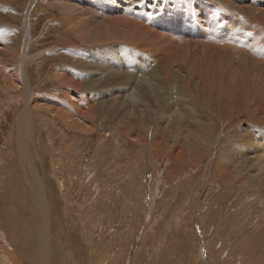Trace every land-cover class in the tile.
Segmentation results:
<instances>
[{"label":"rangeland","instance_id":"rangeland-1","mask_svg":"<svg viewBox=\"0 0 264 264\" xmlns=\"http://www.w3.org/2000/svg\"><path fill=\"white\" fill-rule=\"evenodd\" d=\"M73 1L0 0V264H264V0Z\"/></svg>","mask_w":264,"mask_h":264},{"label":"bare ground","instance_id":"bare-ground-1","mask_svg":"<svg viewBox=\"0 0 264 264\" xmlns=\"http://www.w3.org/2000/svg\"><path fill=\"white\" fill-rule=\"evenodd\" d=\"M75 1V2H74ZM73 2H74V5H76V8H77V4H75V3H78V2H80L79 0H74ZM57 2V1H56ZM64 5V4H63ZM200 5H204V4H201V2H200V4H197V9H194V10H192L196 15H198V16H194V18L191 20V19H187V20H185V21H188L187 23H181L180 21H184L183 19H181V17L180 18H177L176 20H177V22H175V24H176V27H182V28H189V29H191V30H195V29H197L198 31H200V32H204V33H208V34H211V35H217V37L219 36L218 35V32L216 31L214 34H213V32H214V29H212V31H211V29L210 28H207L206 29V27H207V25H206V21H205V19H203V18H201V15L198 13L199 12V6ZM67 6V5H66ZM70 7H74L73 5L72 6H70ZM70 7H68V8H70ZM75 8V7H74ZM67 9V8H66ZM259 9V8H258ZM69 10V9H68ZM78 10V9H77ZM262 10V9H261ZM62 11V10H61ZM70 12V11H69ZM72 12V11H71ZM77 12V11H76ZM79 12H80V10H79ZM264 12V11H263ZM75 13V12H74ZM259 13H260V11H259ZM77 14V13H76ZM227 16H228V14H226ZM260 16H261V13L259 14ZM80 17V16H79ZM158 18H159V20H162L163 19V17L162 16H157ZM262 17V16H261ZM260 17V18H261ZM263 18V17H262ZM81 19V18H80ZM84 19H87L86 17L84 18ZM82 20H83V18H82ZM97 20V19H96ZM96 20H94V21H96ZM112 20H117V19H112ZM111 20V21H112ZM99 21V20H98ZM121 21H127V20H125V19H122ZM129 21V20H128ZM171 21H173V20H171ZM83 23H84V25H85V23L86 24H88V25H90L89 23H88V20L87 21H82ZM97 22V21H96ZM95 23V22H94ZM101 23V22H100ZM137 23V22H136ZM135 23V24H136ZM138 24V23H137ZM94 25H97L96 23L94 24ZM122 26L124 25V24H121ZM140 25V24H139ZM196 25V26H195ZM80 26V25H79ZM118 26V25H117ZM120 26V25H119ZM133 26V25H132ZM83 27V26H82ZM111 27H114L112 24H110L109 23V25H108V28H111ZM134 27V26H133ZM138 27V26H137ZM145 27V26H144ZM232 27V26H231ZM78 28H80V27H78ZM85 28V27H84ZM94 28V27H93ZM135 28V27H134ZM133 28V29H134ZM142 28H143V26H142ZM146 28V27H145ZM144 28V29H145ZM230 28V27H229ZM87 29V28H86ZM97 29H99V28H97ZM132 29V30H133ZM230 29H232V28H230ZM78 30V29H77ZM80 30V29H79ZM90 30V29H89ZM109 30V29H108ZM129 30H130V28H126V26L125 27H122V28H115V33L116 34H118L119 33V31H122V32H126V34H120V36L123 38V37H125V36H129V35H131V34H129ZM142 30V29H141ZM106 31H107V28H106ZM110 31V30H109ZM143 31V33H144V30H142ZM184 31H187L186 29L184 30ZM225 31H227L228 32V30L227 29H224L222 32H221V36L223 37V38H225V36H223V34H224V32ZM87 32V31H86ZM148 32V31H147ZM180 33L181 32H179V35H180ZM229 33H230V31H229ZM146 34V33H145ZM144 34H142V36H143ZM156 35V34H155ZM135 36V35H134ZM139 36V35H138ZM138 36H136V37H138ZM148 36V35H147ZM93 37L96 39V41L98 40V41H104V40H106L107 39V36L106 35H103V36H97V34L95 33L94 35H93ZM111 37V36H110ZM129 37H132V36H129ZM140 37V36H139ZM102 38V39H101ZM109 38V37H108ZM140 38H142V37H140ZM139 38V39H140ZM118 39V38H117ZM134 39V38H133ZM138 39V40H139ZM161 39V38H160ZM164 39V38H163ZM166 39V38H165ZM125 40V39H124ZM128 40H130V39H128ZM135 40H137V39H135ZM143 39H141V41H142ZM152 40V39H151ZM157 40V39H156ZM207 40V39H206ZM122 41H123V39H122ZM122 41H120V42H122ZM140 41V40H139ZM92 42H93V40H92ZM112 42V41H111ZM142 42H146V41H142ZM154 42V41H153ZM115 43V42H114ZM148 43V42H147ZM134 44V43H133ZM137 44V43H136ZM247 44L248 45H250L251 47H254V45H253V43H251L250 41H248L247 42ZM113 45V44H112ZM162 45V44H161ZM246 45V44H245ZM167 46V45H166ZM247 46V45H246ZM164 47V46H163ZM248 47V46H247ZM246 47V48H247ZM5 48V47H4ZM166 48V47H165ZM186 47H184V49H185ZM224 48H226V47H224ZM249 48V47H248ZM173 50H175V49H173ZM201 50V49H200ZM204 50V51H203ZM203 50H201V52H200V54H198V55H196V57H195V59H194V63H195V67H193L194 69L192 70V72H191V74H190V77L191 78H195V76H198L197 75V73L198 72H200V74H201V70H200V68H199V66H198V64H200L201 62H199L200 61V59H201V57L205 54L207 57L208 56H210L212 53H219L218 51H216V50H212L211 48H210V50H206V49H203ZM165 51V50H164ZM249 51V49H247V52ZM170 52V51H169ZM168 52V53H169ZM173 52V51H172ZM192 52V51H191ZM196 52V51H195ZM229 52H231V51H229L228 50V53ZM235 52V51H234ZM264 52V51H263ZM171 54V53H170ZM220 54V53H219ZM233 54V53H232ZM232 54H228L229 56H231V57H233V55ZM163 55V54H162ZM168 55V54H167ZM172 55H174V53L172 54ZM177 55V54H176ZM222 55V54H221ZM239 56H241L240 54H238ZM237 55V56H238ZM121 56V55H120ZM222 56H224V55H222ZM165 57V56H164ZM168 57V56H167ZM174 57H175V55H174ZM244 57V56H243ZM242 57V60L244 59ZM225 58H228L227 57V55H225ZM152 59H153V57H152ZM172 59V58H171ZM180 59V58H179ZM191 59V58H190ZM239 59V63H240V58H238ZM252 59H254V58H252ZM7 60V59H6ZM241 60V61H242ZM98 61V60H97ZM146 61V60H145ZM159 61V60H158ZM158 61L156 62V60L154 61L153 60V62L155 63H158ZM205 61V60H204ZM236 61H237V59H236ZM207 63L208 62H210V64L209 65H211V64H214V66L217 68V66H219V63L218 62H216L217 63V65H216V63H213V61L210 59V60H208V61H206ZM205 62V63H206ZM148 63V62H147ZM154 63H152V65L154 64ZM187 63V62H186ZM260 63H261V61H260ZM110 64V63H109ZM179 64V63H178ZM142 65V64H141ZM147 65V68H148V64H146ZM151 65V62L149 63V66ZM158 65H159V63H158ZM0 66H2V67H0V68H2V69H0V71L1 70H3V65H2V63L0 62ZM112 66V65H111ZM121 65H118V69L116 68L115 69V67H112L111 68V70L114 72V73H116V74H118V76H119V74H125L129 69H130V66H129V68L127 69V70H124V71H122L121 69V67H120ZM192 66V65H191ZM146 67V66H145ZM154 67H156V65L154 66ZM177 67H178V65H177ZM147 68H145V69H147ZM151 68V67H150ZM262 68H264V67H262ZM99 69V68H98ZM104 69V68H103ZM106 70H107V72H108V70L110 69V66L108 65L107 66V68H105ZM152 69V68H151ZM182 69V68H181ZM142 70V69H141ZM149 71H150V69H148ZM154 70V69H153ZM263 70V69H262ZM5 71V70H4ZM179 71V70H178ZM61 72V71H60ZM64 72V71H63ZM263 72V71H262ZM10 73V72H9ZM73 73V72H72ZM132 73V72H131ZM136 73V72H135ZM147 73V72H146ZM146 73H145V75H146ZM153 73V72H152ZM183 73V72H182ZM129 74V73H128ZM138 74V73H137ZM141 74V73H140ZM179 74V73H178ZM56 75H57V73H56ZM61 75H62V73H61ZM63 75H64V73H63ZM68 75V74H67ZM74 75H76V74H74ZM130 75V74H129ZM142 75V74H141ZM144 75V76H145ZM148 75V74H147ZM145 76L144 77V79H148L147 77L148 76ZM183 75V74H182ZM217 75V74H216ZM10 76V75H9ZM15 76H16V78H18L19 80H20V76H19V73L18 74H15ZM57 76H59V75H57ZM66 76V75H65ZM116 76V75H115ZM114 76V77H115ZM122 76V75H121ZM222 76V75H221ZM236 75H234V77H235ZM239 76V75H238ZM237 76V77H238ZM64 77V76H63ZM67 77V76H66ZM70 77V76H69ZM75 77H77V76H75ZM75 77L72 79V81L70 80L69 81V83L70 84H72V85H74V83H73V81L75 80ZM161 77H163V76H161ZM241 77V76H240ZM78 78V77H77ZM112 78V77H111ZM160 78V77H159ZM13 79H14V77H13ZM71 79V78H70ZM117 79V82H119L118 80H120V82L121 81H123V80H125V82H126V86L124 87V89L126 90V89H130V88H132L133 87V85H135V83H136V79L134 78V75H130V76H125L124 75V78L122 77V78H116ZM235 79V78H234ZM15 81H16V79H14ZM79 80V79H78ZM153 80V79H152ZM236 80V79H235ZM81 81V80H80ZM148 81V80H147ZM146 81V82H147ZM233 81V80H232ZM98 82V81H97ZM102 82V81H101ZM106 82V81H105ZM140 82V81H139ZM155 82H156V80H155ZM190 82V81H189ZM239 82V81H238ZM17 84H18V86H19V83L18 82H16ZM99 83V82H98ZM141 83V82H140ZM148 83V82H147ZM235 83H236V81H235ZM10 84V83H9ZM109 84V83H108ZM137 84V83H136ZM188 84V83H187ZM191 84V83H190ZM193 84V83H192ZM228 84H229V82H228ZM239 84V83H238ZM154 85H155V83H154ZM108 86H110V85H108ZM227 86V85H226ZM259 86V88H261V89H263L264 88V86H261V85H258ZM69 88H72V86L71 85H69L68 86ZM151 87V86H150ZM169 87V86H168ZM171 87V86H170ZM240 87V86H239ZM16 88V87H15ZM154 88V87H153ZM226 88V87H225ZM242 88V87H241ZM146 89V88H145ZM144 89V90H145ZM28 91H30L28 94H27V96H28V99L30 100V102L32 101V102H36V101H38L39 99H41L42 97H38V96H36V97H34V95H33V92H32V90L31 89H28ZM28 91H26V92H28ZM106 91V90H105ZM136 91V90H135ZM146 91V90H145ZM149 91V90H148ZM152 91V90H151ZM150 91V92H151ZM157 91V90H156ZM155 91V92H156ZM169 91V90H168ZM173 91V90H172ZM176 91V90H175ZM220 91V90H219ZM108 92V91H107ZM112 92V91H111ZM110 92V93H111ZM132 92H133V88H132ZM139 92V91H138ZM153 92H154V90H153ZM159 92V91H158ZM231 92V91H230ZM264 92V91H263ZM68 93V95H69V92H67ZM67 93H66V95H67ZM250 93V92H249ZM112 94V96H110L111 98H109V97H107V102H109V101H111V103H110V105H108L109 107L111 106H116V105H118V99H119V97H120V95H119V97H118V95L117 94H120V93H111ZM134 94V93H133ZM156 94V93H155ZM154 94V95H155ZM221 94H222V92H221ZM227 94V93H226ZM226 94H223V95H226ZM234 94V93H233ZM253 94V93H252ZM67 95V96H68ZM128 95H130V94H128ZM158 95V94H157ZM227 95H229V94H227ZM77 96V95H76ZM75 95H74V98H77ZM126 96V95H125ZM133 95L131 94V97H132ZM141 96V95H140ZM156 96V95H155ZM160 96V95H159ZM158 96V97H159ZM175 96V95H174ZM173 96V97H174ZM178 96V95H177ZM220 96V95H219ZM231 96H232V92H231ZM127 97V96H126ZM130 97V96H129ZM137 97V96H136ZM149 97V96H148ZM236 97V96H235ZM74 98H72V100L74 101ZM105 98V97H104ZM145 98V97H144ZM160 98V97H159ZM226 98V97H225ZM252 98V97H251ZM56 99V100H55ZM137 99V98H136ZM153 99H155V98H153ZM171 99V98H170ZM42 100H44V99H41V100H39V101H42ZM46 100V99H45ZM52 100V99H51ZM51 100H48L47 99V101L49 102V103H52L53 105H51L52 107L50 108V112L52 113L53 111H56L57 110V116L58 117H62V118H64L63 120L64 121H67V120H71V122H73V124H77V122H79L78 120H79V118H77L76 116H74L73 115V113L71 114V113H67V112H65V111H63V109H60V107H59V101H58V99L57 98H53V100L51 101ZM123 100H124V97H123ZM129 100H130V98H129ZM128 100V101H129ZM132 100V99H131ZM138 100V99H137ZM147 100H148V98H147ZM147 100H145V102L147 101ZM156 100H157V98H156ZM172 100V99H171ZM225 100V99H224ZM226 100H227V98H226ZM236 100V99H235ZM139 101V100H138ZM45 102V101H44ZM92 102H93V100H92ZM220 102V101H219ZM83 103V102H82ZM37 104H38V102H37ZM43 104H47V105H49L48 103H43ZM74 104H77V102L76 101H74ZM85 104V103H84ZM88 104H90V103H88ZM94 104H96V103H94ZM108 104V103H107ZM127 104V103H126ZM40 105H42L41 103H40ZM40 105H37V106H40ZM124 105V104H123ZM163 105V104H162ZM175 105H176V103H175ZM222 105V104H221ZM83 106V105H82ZM142 106H144V104L142 105ZM170 106V105H169ZM168 106V107H169ZM177 106V105H176ZM35 107V106H34ZM46 107V106H45ZM87 107V106H86ZM135 107H136V105H135ZM173 107V105L170 107V108H172ZM48 107H46V109H47ZM93 108V107H92ZM128 108V107H127ZM148 108V107H147ZM166 107H164V109H165ZM181 108H182V106H181ZM94 109V108H93ZM112 110V109H111ZM117 110V109H116ZM169 110V109H168ZM171 110V109H170ZM169 110V111H170ZM181 110V109H180ZM179 110V111H180ZM76 111H77V109H76ZM87 111V110H86ZM128 111H132V110H128ZM132 112H134V111H132ZM187 112V111H186ZM186 112H183V113H186ZM196 112V111H195ZM54 114H56L55 112H53ZM110 113V112H109ZM111 113H112V111H111ZM114 113V112H113ZM85 114V113H84ZM88 114H89V112H88ZM99 114V113H98ZM124 114V113H123ZM192 114V113H191ZM194 114V113H193ZM22 115V114H21ZM20 115V116H21ZM146 115V114H145ZM186 115H187V113H186ZM195 115V114H194ZM89 116V115H88ZM122 116V115H121ZM191 116V115H190ZM27 117H28V112H26L25 114H24V116L23 117H21L20 118V123L23 125V127L24 128H22V129H25L26 130V120H27ZM163 117H165L166 119H169V121L172 119V120H174L175 122H177L178 123V120L179 119H182V117H181V115H179V114H177V113H175L174 112V110L172 109V111L171 112H168V111H165L164 112V115H163ZM194 117V116H193ZM164 118V120L167 122V120ZM54 119V118H53ZM91 119V118H90ZM189 119V118H188ZM19 120V119H18ZM206 120V119H205ZM54 121V120H53ZM68 121V122H69ZM168 121V122H169ZM187 121V120H186ZM70 122V123H71ZM180 122H181V120H180ZM67 123V122H66ZM86 123V122H85ZM174 123V122H173ZM188 123V122H187ZM19 124V123H18ZM95 124V123H94ZM176 124V123H175ZM21 125H19V127H20ZM75 126V125H74ZM92 127H95V126H93V125H91ZM54 127V126H53ZM72 127H73V125H72ZM90 127V126H89ZM91 127V128H92ZM18 128V127H17ZM74 128V127H73ZM21 129V130H22ZM18 130H20L19 128H18ZM91 130V129H90ZM93 130V129H92ZM110 131V130H109ZM25 132V131H24ZM23 132V133H24ZM28 132H29V130H28ZM127 132V131H126ZM126 132H125V134H126ZM27 135H29L28 133H27ZM138 138V137H137ZM21 139L23 140V138L21 137ZM250 139V138H249ZM158 140V139H157ZM259 141V140H258ZM25 143V142H24ZM235 143V142H234ZM249 143H250V141H249ZM119 144V143H118ZM230 144H231V142H230ZM230 144H228V145H230ZM261 144V143H260ZM120 145V144H119ZM232 145H234V144H232ZM241 146V145H240ZM244 146V145H243ZM249 147V146H248ZM234 147H232L231 149H233ZM238 148H239V146H238ZM245 148V147H244ZM246 148H247V146H246ZM258 148V147H257ZM242 149H243V147H242ZM245 150V149H244ZM244 150H242L243 152H244ZM242 152V153H243ZM263 152V151H262ZM255 153V152H254ZM257 153H259V152H257ZM179 154V153H178ZM260 154V153H259ZM244 155H245V153H244ZM257 155V154H256ZM255 155V156H256ZM263 156V155H262ZM233 157V156H232ZM235 157H236V155H235ZM245 157V156H244ZM248 157V156H247ZM239 158V157H238ZM240 158H241V156H240ZM239 158V159H240ZM243 158V157H242ZM260 158H263V157H260ZM258 159H259V156H258ZM241 160V159H240ZM250 160V159H249ZM262 160V159H261ZM29 161V160H28ZM225 162V161H224ZM235 162H236V159H235ZM251 162V161H250ZM258 164V163H257ZM264 165V164H263ZM137 169V168H136ZM114 170V169H113ZM124 172V171H123ZM50 173V172H49ZM112 173V172H111ZM112 177V176H111ZM121 177V176H120ZM263 178V177H262ZM258 183H259V181H258ZM38 185V184H37ZM41 186V185H40ZM36 187V186H35ZM136 187V186H135ZM37 188H38V186H37ZM94 189V188H93ZM241 189V188H240ZM36 191H38L37 193H39V189H37ZM240 191V190H239ZM241 191H243V190H241ZM258 191V190H257ZM41 192V191H40ZM137 192V191H136ZM35 194V193H34ZM40 194L41 193H39V196H40ZM263 194V193H262ZM244 195V194H243ZM39 198V197H38ZM37 198V199H38ZM46 198V197H45ZM44 198H42V197H40L39 198V200H40V202H42L43 204H40V202H39V204L44 208V211L46 210V211H48V206H47V204L45 203V201L43 200ZM47 200V199H46ZM48 201V200H47ZM93 202V201H92ZM49 203V202H48ZM36 205V204H35ZM40 208V207H39ZM48 212H50V211H48ZM46 213V212H45ZM51 213V212H50ZM151 216V215H150ZM45 227V226H44ZM239 227V226H238ZM210 229V228H209ZM153 232V231H152ZM60 233V232H59ZM233 234V233H232ZM155 238V237H154ZM156 240V239H155ZM53 242V241H52ZM146 243V242H145ZM7 253H9V252H7ZM71 253V252H70ZM9 255H10V253H9ZM102 255V254H101ZM104 255V254H103ZM51 256V255H50ZM116 256V255H115ZM110 258V257H109ZM117 258V257H116ZM107 259V258H106ZM114 259V258H113ZM99 260V259H98ZM71 261V260H70ZM97 261V260H96ZM59 263V262H58ZM71 263V262H70Z\"/></svg>","mask_w":264,"mask_h":264},{"label":"crops","instance_id":"crops-1","mask_svg":"<svg viewBox=\"0 0 264 264\" xmlns=\"http://www.w3.org/2000/svg\"><path fill=\"white\" fill-rule=\"evenodd\" d=\"M75 111H76V109H74V110L72 111V113H75Z\"/></svg>","mask_w":264,"mask_h":264}]
</instances>
